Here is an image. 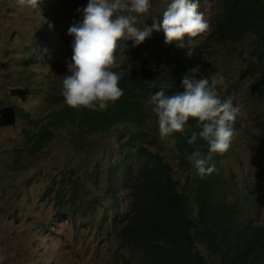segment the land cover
<instances>
[{
    "label": "rangeland",
    "instance_id": "obj_1",
    "mask_svg": "<svg viewBox=\"0 0 264 264\" xmlns=\"http://www.w3.org/2000/svg\"><path fill=\"white\" fill-rule=\"evenodd\" d=\"M152 8L144 18L152 25V19L162 16L161 0H151ZM87 0H38L37 9L21 7L17 0H0V108L8 105L20 107L24 117L17 118L15 126H0V255L5 259L0 264H118L115 252L119 250L115 235L118 226L112 223L117 209L112 199L99 197L101 192L88 183L79 187V196L87 197L92 210L80 208L77 216L94 226L103 224L99 236L94 231L74 223L68 215L56 213L54 192L61 190V203L70 204V188L75 178H83L92 172L94 164L101 166L105 179L106 169L113 164L117 141L122 133L148 132L149 128H134L121 123L110 130L86 137L85 146L76 150L65 139L63 130L57 131L54 139L39 153L26 156L24 148L34 132V121L46 114L45 101L58 88L61 77L67 72L66 62H72L73 37L68 28L82 20L77 9L86 6ZM198 11L204 14L212 31L215 23L217 0H198ZM211 31L192 40L185 35L184 47L180 41L167 44L178 47L191 60L189 69L199 66V73L211 77L222 75L227 87L220 86L222 94L232 95L241 112L237 116L239 129L229 151L213 158L223 171L222 178L234 182L232 194L246 198L252 205L248 210L256 221L264 218V142L255 141L253 136L264 138V96H253L248 90L249 77H239V68H245L243 58L249 51L248 37L236 44H221L210 39ZM133 41L118 42L125 49H137L141 55L139 64H153L164 60L162 47L163 31H153L141 44ZM146 46L147 49L144 48ZM120 52L114 67H130L125 52ZM131 59H129L130 62ZM144 62V63H143ZM58 76V77H57ZM31 88L30 94L21 102L11 98V88ZM152 151L159 152L171 166L177 188L182 192L195 216V201L190 168L180 165L174 149V134L161 138L155 132ZM24 155L16 161L17 151ZM15 162H17L16 165ZM191 173V177H190ZM102 179L99 186L102 187ZM79 204L78 196L70 197ZM130 191L117 195L120 212L128 211ZM66 214V213H62ZM113 238V239H112ZM197 249L208 264H220L200 243Z\"/></svg>",
    "mask_w": 264,
    "mask_h": 264
},
{
    "label": "trees",
    "instance_id": "obj_2",
    "mask_svg": "<svg viewBox=\"0 0 264 264\" xmlns=\"http://www.w3.org/2000/svg\"><path fill=\"white\" fill-rule=\"evenodd\" d=\"M216 10L218 15L209 40L236 44L253 37L247 56L243 58L246 66L239 68L237 74L251 78V94L264 96V0H217ZM122 49L118 47L116 59ZM123 51L128 63L140 58L138 48L126 47ZM166 51L165 61L153 66L127 68L125 65L111 69L122 74L118 86L124 95L118 101L110 102L107 111L69 107L61 85L45 101L46 114L34 121V132L24 154L33 156L39 153L60 130L64 131L67 143L80 151L85 146L86 137L106 132L121 123L134 128H149L148 132L133 131L119 136L114 163L106 169L104 189L98 185L102 176L101 166L96 163L92 172L85 173L83 178H75L68 197L70 204L61 203V190L54 192L56 213L68 215L74 223L82 222L94 231V236H99L103 224L97 222L94 226L75 212L80 208L92 210L87 197L90 193H84L86 197L81 198L78 191L81 185L88 183L101 192L99 197L93 196L94 200L110 198L117 207L113 210L112 223L118 226L115 235L119 248L115 252L118 264H208L197 249V243L217 256L220 264H264V218L256 222L248 216L250 204L247 201L242 204L245 198L229 194L234 182L222 178V168L213 159L210 163L215 165L216 171L203 179L187 159L196 147L208 155V145L202 139L193 145L187 143L192 132L199 131L196 121L190 119L183 133L174 134V149L180 165L193 171L194 217L185 195L177 188L171 166L159 152L151 149L156 142L158 124L149 104L150 96L160 91L162 84L172 85L165 89L167 95L183 91L180 86L182 77L191 75V60L181 50L170 52L166 48ZM65 76L57 77L63 82ZM219 95L232 97L233 104L237 105L232 95L220 92ZM15 108L16 117H24L20 107ZM260 123L264 124V121ZM233 127L236 134L239 129L237 118ZM253 139L264 142L261 136H253ZM16 153V161L24 157L20 150ZM123 190L130 191L125 213L120 212L117 201V195ZM74 196L79 197V204L70 200Z\"/></svg>",
    "mask_w": 264,
    "mask_h": 264
},
{
    "label": "clouds",
    "instance_id": "obj_3",
    "mask_svg": "<svg viewBox=\"0 0 264 264\" xmlns=\"http://www.w3.org/2000/svg\"><path fill=\"white\" fill-rule=\"evenodd\" d=\"M161 3L162 16L159 21L152 19L151 27L145 24L144 19L152 8L151 0H87L86 6L77 9L83 16L79 23L68 28V35L73 37L72 62H66L68 71L62 75H66L62 82V95L66 105L73 109L107 111L110 102L114 103L124 95L123 89L118 86L122 74L111 70L117 68L114 65L117 63L115 53L119 47L118 42L132 40L133 46H136L153 31H163L166 45L162 50L166 59V48L170 52L180 50L179 46H173L171 51L167 44L180 41V47H184L185 35L192 40L211 31L204 14L198 11V0H161ZM17 4L35 10L38 0H17ZM140 58H135L129 68L133 65L141 66L138 63ZM156 62L160 60L150 65L143 63L145 66H153ZM189 73L191 75L182 77L180 86L183 91L167 95L165 89L172 85L162 84L161 90L150 96L149 104L157 118V131L161 138L183 133L190 119L196 121L199 131H193L187 143L193 145L198 139H202L208 145V155L205 156L196 147L187 159L203 179L216 171L215 165L210 163L213 155H223L229 151L235 137L233 125L242 106L234 105L230 96L222 98L219 95L218 88L227 87L222 75H215L211 79L198 75L199 66L190 69ZM18 99L20 100L19 97ZM14 109L16 115V108ZM101 179L104 189L103 176ZM229 194H232L231 190ZM232 196L236 197L234 194ZM245 201L248 202L245 198L241 203L245 204ZM250 212L248 210V216L256 221ZM4 259L0 255V261Z\"/></svg>",
    "mask_w": 264,
    "mask_h": 264
},
{
    "label": "water",
    "instance_id": "obj_4",
    "mask_svg": "<svg viewBox=\"0 0 264 264\" xmlns=\"http://www.w3.org/2000/svg\"><path fill=\"white\" fill-rule=\"evenodd\" d=\"M29 94L28 88H11L9 95L11 97L20 98L21 102H24ZM16 115L15 109L12 106L4 107L0 109V126L9 127L15 126Z\"/></svg>",
    "mask_w": 264,
    "mask_h": 264
}]
</instances>
